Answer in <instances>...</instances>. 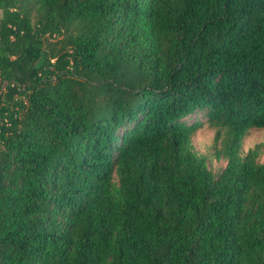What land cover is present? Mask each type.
<instances>
[{
  "label": "trees",
  "instance_id": "16d2710c",
  "mask_svg": "<svg viewBox=\"0 0 264 264\" xmlns=\"http://www.w3.org/2000/svg\"><path fill=\"white\" fill-rule=\"evenodd\" d=\"M260 127L264 0H0V264H264Z\"/></svg>",
  "mask_w": 264,
  "mask_h": 264
},
{
  "label": "rangeland",
  "instance_id": "374dc122",
  "mask_svg": "<svg viewBox=\"0 0 264 264\" xmlns=\"http://www.w3.org/2000/svg\"><path fill=\"white\" fill-rule=\"evenodd\" d=\"M214 131V127H210L207 124L203 123L193 132L190 139L193 150L196 153L205 156L206 164L211 171H216L220 166L224 164V161L222 159H216L213 155ZM260 142H264V127L249 128L241 140L239 148L240 156H243L249 148ZM257 160L259 162L264 161V150L259 154Z\"/></svg>",
  "mask_w": 264,
  "mask_h": 264
}]
</instances>
